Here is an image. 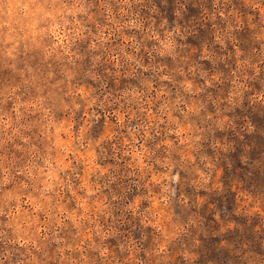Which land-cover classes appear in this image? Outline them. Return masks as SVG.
Returning <instances> with one entry per match:
<instances>
[{"label": "clouds", "instance_id": "clouds-1", "mask_svg": "<svg viewBox=\"0 0 264 264\" xmlns=\"http://www.w3.org/2000/svg\"><path fill=\"white\" fill-rule=\"evenodd\" d=\"M0 264H264V0H0Z\"/></svg>", "mask_w": 264, "mask_h": 264}]
</instances>
